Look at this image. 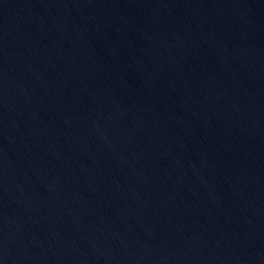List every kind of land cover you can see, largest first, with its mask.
I'll return each mask as SVG.
<instances>
[{
	"label": "water",
	"instance_id": "95a60500",
	"mask_svg": "<svg viewBox=\"0 0 264 264\" xmlns=\"http://www.w3.org/2000/svg\"><path fill=\"white\" fill-rule=\"evenodd\" d=\"M0 264H264V0H0Z\"/></svg>",
	"mask_w": 264,
	"mask_h": 264
}]
</instances>
